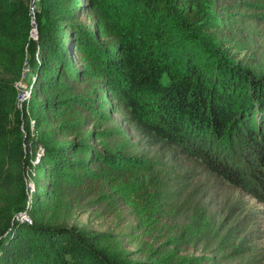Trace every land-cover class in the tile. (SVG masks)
<instances>
[{"label": "trees", "instance_id": "1", "mask_svg": "<svg viewBox=\"0 0 264 264\" xmlns=\"http://www.w3.org/2000/svg\"><path fill=\"white\" fill-rule=\"evenodd\" d=\"M132 1L139 17L115 0H40L35 12L32 0H0V264H222L190 255L184 233L172 237L147 161L94 145L111 113L188 142L212 172L264 203V74L232 20L247 1ZM244 45L248 69L228 51ZM144 95L157 98V124L142 120ZM218 142L226 148L214 152ZM65 201L107 214L130 208L148 261L116 255L102 233L45 223Z\"/></svg>", "mask_w": 264, "mask_h": 264}, {"label": "rangeland", "instance_id": "2", "mask_svg": "<svg viewBox=\"0 0 264 264\" xmlns=\"http://www.w3.org/2000/svg\"><path fill=\"white\" fill-rule=\"evenodd\" d=\"M115 1L118 10L132 17L140 16L139 9L132 11V0ZM246 1L247 8L237 10L232 16V20L237 21L233 25L242 28L246 35L242 42L248 40L246 46L254 48L256 70L264 74V0ZM33 5L35 12V8L40 7V0H32ZM204 12L202 20L208 22L211 19L207 16L209 13ZM34 32L35 28L32 36L37 38ZM246 46L228 51L232 62H240L248 69L253 67L248 63L252 53ZM29 77L27 66L23 78L16 83L20 101L29 97ZM141 104L142 120L153 125L159 123L157 98L144 95ZM98 129L103 133L102 139L93 143L99 149L121 150L147 161L150 168L145 171L146 180L155 191H159L164 202L166 214L163 221L173 224L172 237L177 238L183 233L188 237L187 252L190 255L205 256L210 263L264 264L263 202L212 172L209 163L198 157L196 150H190L193 146L188 142L153 136L125 112L111 113ZM188 130L195 138L189 126ZM222 148L226 147L218 142L214 152H220ZM239 155L234 156L233 162H240ZM33 175L31 170L27 171L31 191L35 189ZM21 216L24 219L29 217L24 213ZM44 221L102 233L106 246L116 255L130 262L148 261L140 242L145 235L139 231L135 214L128 207L119 213L107 214L93 205L82 207L65 201L49 212Z\"/></svg>", "mask_w": 264, "mask_h": 264}, {"label": "water", "instance_id": "3", "mask_svg": "<svg viewBox=\"0 0 264 264\" xmlns=\"http://www.w3.org/2000/svg\"><path fill=\"white\" fill-rule=\"evenodd\" d=\"M32 9L34 10V5L32 6ZM34 22H36V20H34ZM35 33H36V36H38V26H37V23H36V26H35ZM24 214H27V213H24ZM19 215H23V214H19Z\"/></svg>", "mask_w": 264, "mask_h": 264}]
</instances>
